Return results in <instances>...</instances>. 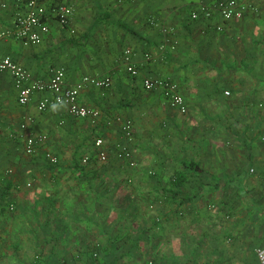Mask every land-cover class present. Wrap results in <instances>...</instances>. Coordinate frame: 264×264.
<instances>
[{
    "label": "crops",
    "instance_id": "obj_1",
    "mask_svg": "<svg viewBox=\"0 0 264 264\" xmlns=\"http://www.w3.org/2000/svg\"><path fill=\"white\" fill-rule=\"evenodd\" d=\"M25 1L0 0V29L12 26ZM52 1L71 4L67 25L49 18V30L38 44L4 37L0 54L24 66L29 80H47L54 67L64 71L67 85L84 74L108 76L111 84L107 89L86 85L79 93L81 104L101 112L92 125L87 118L71 115L64 105L38 110L37 101L49 92H35L26 105L18 104L10 73L0 72V154L17 161L9 168L0 161V264H36L33 253L43 254L45 264H228L264 244V165L262 175L251 180L248 164L237 165L232 148L207 145L190 158L195 168L182 163L178 170L185 171L186 179L176 196L160 190L169 186L174 171L166 183L133 178L128 184L107 177L105 171L117 169L113 164H75L71 157L92 134V142L99 136L105 147L111 143L109 154L116 159L113 146L122 138L112 117L132 118L134 132H140L139 123L147 116L142 110L163 103L167 108L159 91L142 87L145 78L174 80L190 113L192 107L203 111L219 100L218 80L224 78L228 84L238 73L259 74L248 64L257 54L260 63L264 60V0H240L254 9L225 23L216 12L209 20L190 18V11L217 0L45 4ZM97 10L99 17L94 16ZM218 23L224 24L221 30L215 28ZM257 27L254 40L249 35ZM125 48L132 51L135 75L121 63ZM223 59H232L234 66L223 64ZM260 72L264 80V66ZM225 88L229 92L231 86ZM171 111L174 115H162L178 128L200 120L199 111L189 117ZM38 134H45V141L33 155L25 154L24 137ZM134 134L141 144L144 136ZM46 151L57 156L56 164L42 161ZM145 183L146 191L140 193ZM191 183L196 187L189 192ZM90 251H98L96 259L90 258Z\"/></svg>",
    "mask_w": 264,
    "mask_h": 264
},
{
    "label": "rangeland",
    "instance_id": "obj_2",
    "mask_svg": "<svg viewBox=\"0 0 264 264\" xmlns=\"http://www.w3.org/2000/svg\"><path fill=\"white\" fill-rule=\"evenodd\" d=\"M211 5L206 4V6ZM255 5L257 6L256 2ZM256 12L257 10L255 13ZM225 22L227 21H224L223 23ZM222 26H224V24H222ZM258 34L259 31L257 27L254 34L252 35L251 33L249 37L252 39L255 38L254 40H256ZM243 41L247 42V39H244ZM223 60L225 61L223 64L227 63L229 66H234L232 59ZM223 60H220L217 64L221 65ZM260 65L261 67L264 66V60L260 63L257 54V59L252 60V63L248 64V67L257 68L259 74H256L255 72H253V74L238 73L237 75L235 74L233 80L230 79L232 81L228 84L224 81V78L218 80L217 86H215L218 88L215 91L219 95V100L215 102L213 107L202 108L203 111H199V107H192L191 114H196V111L197 114L201 112L199 122L194 121L191 123L188 121L185 123L186 125L181 124L179 128L175 122L170 124V122L165 120L166 118L162 114H166V116L174 115L171 114V110L179 116L184 115L185 117H189L191 114L189 113L187 106L186 112L181 113L172 107L165 98V103L168 104L167 108L163 103V106L157 107L156 105L153 109L147 111L142 110L140 113L143 114L145 112L147 115L146 119L141 120L139 123L140 132L135 131L134 133H141L144 137L141 144H138L137 141H135V136V142L133 141L131 143L132 157L134 161L133 165H130L125 160L112 158L109 154L110 148L108 147L111 145L109 142L106 144V147L105 145L103 147L104 150L107 151V159L104 162L99 161L96 158L97 149L94 147L91 140L92 134L89 135L87 139L84 138L82 140V144L78 147L77 153L71 157L81 164H113L112 167H117V169L105 171L107 177L113 179L120 178L126 183L129 182L128 184L132 183L130 181L133 178H136L139 181H143V179L145 180L147 178L159 179L166 183L169 175L173 171L183 167L180 163L182 159H195L198 152L205 151L207 145L215 147L223 146L234 149L233 151L236 152L235 154L238 158L236 161L237 165H239V162L248 164L246 165L248 166V174L251 175V177H254L250 178L251 180L258 179L262 175L261 167L264 165V80L260 74ZM238 67H241L240 69L243 70L244 66ZM225 79L229 80L227 76H225ZM251 81H255L256 84L253 86ZM226 85L231 86V88H229L228 95L226 94V96H224L225 93L223 94V92L227 89L225 88ZM203 114H207L210 118H206ZM142 116L143 115L140 117ZM168 126L172 127V129L168 128ZM209 134H212V138L210 139L208 136ZM84 141L85 144H83ZM2 156L3 155L0 154V161L7 168L17 162L8 158V155ZM85 156L89 157L87 162L82 161ZM2 159L4 160L2 161ZM44 160L46 159L43 158L42 161L44 162ZM154 160H157L160 163L155 164ZM159 164L161 167L160 170L156 169V165ZM142 186L144 189L147 187L146 183ZM187 186L189 192L194 191L196 187V185L192 183ZM144 189L141 187L139 192H145L146 189ZM155 193H158V191L155 190L154 194ZM259 248H264V244H257L252 250L248 252L246 251L245 256L231 259L228 264H260L256 254V250ZM33 255L32 259L35 263L36 258L44 256L43 254H36L35 257Z\"/></svg>",
    "mask_w": 264,
    "mask_h": 264
},
{
    "label": "built area",
    "instance_id": "obj_3",
    "mask_svg": "<svg viewBox=\"0 0 264 264\" xmlns=\"http://www.w3.org/2000/svg\"><path fill=\"white\" fill-rule=\"evenodd\" d=\"M46 0H26L24 10L17 13L10 28L0 29V39L8 36L17 38L23 45L38 44L42 41L43 35L48 32V19L54 18L61 25H67L72 14V6L68 2H59L53 5H46ZM254 9L239 0H218L211 6H200L191 11V19L203 18L209 20L216 12L221 21L242 18L247 9ZM215 28L221 30L222 23L216 24ZM165 31L166 28L163 27ZM121 63L130 75H135L137 70L132 63V51L125 48L121 54ZM7 71L13 79L14 88L17 91V103L26 105L35 92H49L50 95H43L36 104L38 110L45 109L48 105L56 103L64 105L67 111L76 117L87 118L92 125H95L100 117V110L79 102V93L86 86H94L99 89H107L111 80L108 76L82 75L80 79L72 84L65 83L64 71L61 68H51L47 80L34 79L29 80L27 69L14 61L9 55L0 54V72ZM142 87L145 90H157L169 104L179 112H186V104L183 96L178 91L175 81L166 78H145L142 80ZM225 94L228 91H224ZM31 120V118H28ZM112 121L119 126L122 140L116 142L113 146V154L118 160H125L130 165L134 164L131 150V143L134 141V125L129 117L115 115ZM24 123L20 124L24 128ZM46 139L45 134L27 135L24 137L23 151L27 155H33L38 146ZM94 147L97 149L96 158L104 162L107 159V151L104 150L103 138L96 136L93 140ZM46 159L51 164H56L58 158L53 153L46 151ZM89 159L85 156L82 161ZM29 185V183H27ZM11 208V207H10ZM257 258L260 264H264V248L256 250ZM42 264V263H40Z\"/></svg>",
    "mask_w": 264,
    "mask_h": 264
},
{
    "label": "trees",
    "instance_id": "obj_4",
    "mask_svg": "<svg viewBox=\"0 0 264 264\" xmlns=\"http://www.w3.org/2000/svg\"><path fill=\"white\" fill-rule=\"evenodd\" d=\"M59 2H62V1H52L49 5H53V4L59 3ZM94 16L95 17H99V16H101V14L97 10V11H95ZM43 158L46 159L45 155L43 156ZM44 161L48 162L49 164H51L47 159L44 160ZM74 161H75V164L78 163V161L76 159H74ZM182 163L185 166V168L186 167L195 168L197 166L196 162L194 160H192V159H190V160H183L182 159L181 160V164ZM76 166H78V165H76ZM78 167H80V166H78ZM80 168H82V167H80ZM185 179H186L185 171L176 170V171L173 172V174L169 178V186L167 188H162L160 190H162L163 193H169L170 195L176 196V195H178L179 193L182 192L181 188H182V186H183V184L185 182ZM97 252L96 251H90V253H89L90 258L96 259L97 255H98ZM35 260H36V264H40V263H42V261L45 264V259H43V257L36 258Z\"/></svg>",
    "mask_w": 264,
    "mask_h": 264
}]
</instances>
